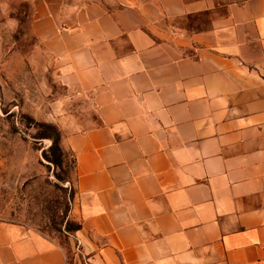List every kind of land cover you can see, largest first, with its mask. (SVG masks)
<instances>
[{
  "label": "crops",
  "instance_id": "1",
  "mask_svg": "<svg viewBox=\"0 0 264 264\" xmlns=\"http://www.w3.org/2000/svg\"><path fill=\"white\" fill-rule=\"evenodd\" d=\"M22 1L95 119L59 125L79 254L0 219V264H264V0Z\"/></svg>",
  "mask_w": 264,
  "mask_h": 264
},
{
  "label": "rangeland",
  "instance_id": "2",
  "mask_svg": "<svg viewBox=\"0 0 264 264\" xmlns=\"http://www.w3.org/2000/svg\"><path fill=\"white\" fill-rule=\"evenodd\" d=\"M233 1L241 0H218ZM28 11L22 0H0V219L38 230L69 251L70 228L78 224L74 158L64 151L62 163L51 162L45 153L53 141L40 137L46 129L38 123L60 131L69 113L94 121V109L56 79V62L32 34Z\"/></svg>",
  "mask_w": 264,
  "mask_h": 264
},
{
  "label": "trees",
  "instance_id": "3",
  "mask_svg": "<svg viewBox=\"0 0 264 264\" xmlns=\"http://www.w3.org/2000/svg\"><path fill=\"white\" fill-rule=\"evenodd\" d=\"M38 125L42 128H45L46 131L41 133V138L49 137L52 139L53 143L48 149V153H45V156L54 164L62 163V156L64 150L61 146V133L59 129L51 123H42L39 122ZM81 228V224H75L70 230L76 231Z\"/></svg>",
  "mask_w": 264,
  "mask_h": 264
},
{
  "label": "built area",
  "instance_id": "4",
  "mask_svg": "<svg viewBox=\"0 0 264 264\" xmlns=\"http://www.w3.org/2000/svg\"><path fill=\"white\" fill-rule=\"evenodd\" d=\"M78 249H79V247H78ZM86 261H88V260H86V258H84V262H86ZM86 264H88V263H86Z\"/></svg>",
  "mask_w": 264,
  "mask_h": 264
}]
</instances>
